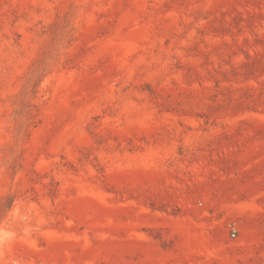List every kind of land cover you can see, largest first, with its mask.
<instances>
[{"label":"rangeland","instance_id":"374dc122","mask_svg":"<svg viewBox=\"0 0 264 264\" xmlns=\"http://www.w3.org/2000/svg\"><path fill=\"white\" fill-rule=\"evenodd\" d=\"M0 264H264V0H0Z\"/></svg>","mask_w":264,"mask_h":264},{"label":"built area","instance_id":"2783aa9c","mask_svg":"<svg viewBox=\"0 0 264 264\" xmlns=\"http://www.w3.org/2000/svg\"><path fill=\"white\" fill-rule=\"evenodd\" d=\"M231 236L232 237H235L236 236V230L235 229L231 232Z\"/></svg>","mask_w":264,"mask_h":264}]
</instances>
